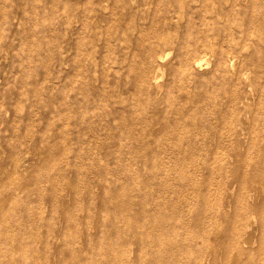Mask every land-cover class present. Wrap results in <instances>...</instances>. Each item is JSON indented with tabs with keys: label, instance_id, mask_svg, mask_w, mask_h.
<instances>
[{
	"label": "rangeland",
	"instance_id": "rangeland-1",
	"mask_svg": "<svg viewBox=\"0 0 264 264\" xmlns=\"http://www.w3.org/2000/svg\"><path fill=\"white\" fill-rule=\"evenodd\" d=\"M0 264H264V0H0Z\"/></svg>",
	"mask_w": 264,
	"mask_h": 264
},
{
	"label": "bare ground",
	"instance_id": "bare-ground-1",
	"mask_svg": "<svg viewBox=\"0 0 264 264\" xmlns=\"http://www.w3.org/2000/svg\"><path fill=\"white\" fill-rule=\"evenodd\" d=\"M203 61H204L203 59H199V60L196 62V64H197V65H200V64L203 63Z\"/></svg>",
	"mask_w": 264,
	"mask_h": 264
}]
</instances>
